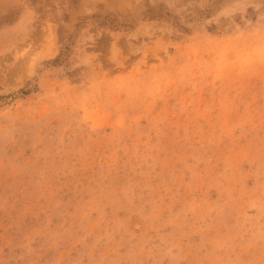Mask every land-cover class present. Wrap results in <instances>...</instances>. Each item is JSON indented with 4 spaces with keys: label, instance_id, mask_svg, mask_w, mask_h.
<instances>
[{
    "label": "rangeland",
    "instance_id": "obj_1",
    "mask_svg": "<svg viewBox=\"0 0 264 264\" xmlns=\"http://www.w3.org/2000/svg\"><path fill=\"white\" fill-rule=\"evenodd\" d=\"M0 264H264V0H0Z\"/></svg>",
    "mask_w": 264,
    "mask_h": 264
}]
</instances>
